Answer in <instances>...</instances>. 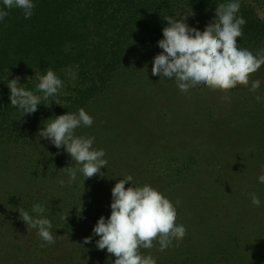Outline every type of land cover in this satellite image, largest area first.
Instances as JSON below:
<instances>
[{
  "label": "rangeland",
  "instance_id": "obj_1",
  "mask_svg": "<svg viewBox=\"0 0 264 264\" xmlns=\"http://www.w3.org/2000/svg\"><path fill=\"white\" fill-rule=\"evenodd\" d=\"M134 48L129 55L130 72L118 73L114 81L109 75H100L96 68L90 67L80 75L78 66L72 67L78 72L77 79L61 76L65 87L57 98H50L58 105L50 99L41 102L26 125H43L49 118L84 108L93 117V125H150L158 134L152 144L154 153L134 156L129 163L119 161L108 174L115 181L110 186L98 174L86 179L82 188L83 176L73 184L67 182L63 169L75 162L63 148L55 151L48 141H37L36 134L16 143H0V264H28L27 260L47 247H41L44 242L36 230L20 219L18 207L31 213L34 203H42L54 227L51 231L63 244L75 240L78 232L74 226L90 220L87 214L96 222L110 215L106 199L115 183L127 175L133 176L135 184H148L162 193L174 207L179 205L176 222L186 228L182 240L202 249L211 264H227L225 259L235 264H247L251 259L264 261V184L257 179L264 168V146L252 150L254 159L250 155L240 157L239 146L233 147L227 137L212 143L214 147L210 146L212 150L207 153L196 147L204 139L191 138L188 131L191 125L263 126L264 101L256 97L264 91L251 92L250 84L238 85L227 92V100L222 98L224 93L208 88L181 93L175 81L152 76L151 62L143 61L137 43ZM31 79L30 75L20 77V84L28 86ZM249 79L259 78L251 74ZM53 104L59 114H49ZM177 125L189 127L183 130ZM262 126L260 135L264 136ZM83 128L76 129V134L94 137L92 129L84 132ZM138 176L140 180L135 181ZM60 180L65 181L63 187ZM251 193L261 199L260 207L251 203ZM80 203L82 214L77 212ZM27 244L33 248L26 249ZM166 253L169 258L179 257L177 252Z\"/></svg>",
  "mask_w": 264,
  "mask_h": 264
},
{
  "label": "trees",
  "instance_id": "obj_2",
  "mask_svg": "<svg viewBox=\"0 0 264 264\" xmlns=\"http://www.w3.org/2000/svg\"><path fill=\"white\" fill-rule=\"evenodd\" d=\"M34 2L36 7L30 19H24L19 9H13L4 21L0 22V143H16L25 138L27 140L31 134H36V140L42 141L37 134L42 125H26V120L31 114L21 116L22 113L10 104L7 80L30 75L33 79L27 87L34 91L37 74H44L51 68L61 77L67 69L78 66L80 75H85L91 67L96 68L95 70L102 76L109 75L114 81L118 73L120 76L125 70L130 72L129 55L133 53L136 43L141 48L144 62H151L154 56L162 51L157 47V42L163 38L162 28L167 26L165 18L169 16L179 18L192 12L193 15L189 16L186 22L190 27L203 31L214 23L217 7L223 6L227 0H34ZM238 15H242L246 20L242 29L243 36L237 41L238 47L247 49L255 55L264 49V0H241ZM253 74L260 79V89L264 91V65ZM263 95L260 97L262 96L261 99L264 101ZM50 110L49 114L53 115L61 112L55 104ZM177 126L183 130L189 127ZM261 126L191 125L188 131L191 138L204 139V143L194 146L198 149L204 148L207 153V150L214 147L212 143L224 141L229 137L234 143L233 147L239 146L240 157L247 158V155H250L254 159L252 150L257 145L264 146V136L260 135L263 132ZM90 129L94 131V147L106 149L104 158L108 163L105 169H101L100 177L108 186L115 182L110 180L108 174L119 161L129 163L134 156H147L156 149L152 144L158 139V134L153 132L150 125H92L83 128L84 132ZM259 135L260 139L257 137ZM48 146H51L49 142ZM53 149L60 151L55 147ZM262 155L264 156V151ZM53 161L55 159H52L51 163H54ZM2 170L0 161V172ZM139 177H135L134 180L139 181ZM106 200L110 203L111 196ZM71 213L72 211L68 212L69 215H72ZM87 216L90 220L81 222L80 226L79 223L74 226L78 232L75 240L60 244L56 237L55 243L47 245L38 252V255L32 256L31 260L26 262L111 264L115 257H110L106 250H97L95 247V240L98 237L93 238V243L83 244V239L92 234L96 222L94 217L89 214ZM26 247L28 250L33 248L28 244ZM158 247L155 246L153 250L141 249V253L151 254L156 259V264H177L179 261L180 264H211L208 255H204L202 249L188 241L181 240L179 243L173 241V247L167 252H177L179 257L175 258H169L167 253L160 254ZM225 260L227 264H235ZM262 263L264 261L258 263L251 259L247 264Z\"/></svg>",
  "mask_w": 264,
  "mask_h": 264
},
{
  "label": "clouds",
  "instance_id": "obj_3",
  "mask_svg": "<svg viewBox=\"0 0 264 264\" xmlns=\"http://www.w3.org/2000/svg\"><path fill=\"white\" fill-rule=\"evenodd\" d=\"M35 7L34 0H0V22L13 9H19L24 19H30ZM240 8L241 0H227L223 6L217 7L214 23L203 31L186 22L192 12L179 18H165L167 26L162 28L163 38L157 42L162 51L151 61L152 76L174 80L181 93L197 87L208 88L224 93L222 98L225 100L228 99L227 92L238 85L250 84L249 91L257 92L261 81L250 82L249 77L264 65V49L254 55L238 47V38L243 36L242 29L246 24L244 17L238 15ZM65 75L75 81L78 72L69 68ZM35 79L34 91L21 85L19 77L7 80L10 104L22 113L21 116L35 113L42 101L59 95L65 87L64 81L51 68L44 74H37ZM256 99L260 101L261 97ZM51 102L58 105L54 99ZM93 123V117L80 108L77 112L47 119L38 130L40 139L56 149L63 148L75 162L63 170L69 184L83 176L82 188L86 179L102 174L101 169H105L108 163L104 158L105 151L94 147L95 137L76 134V129L91 127ZM257 179L258 183L264 184V168ZM59 184L63 187L65 181L60 180ZM126 184L130 186L125 188ZM250 196L251 203L260 207L261 199L255 193ZM109 207L110 215L97 220L92 234L83 239V244L93 243V238L98 237L95 247L115 257L111 264H156V259L151 254H142L141 249H153L155 241L158 251L166 253L173 247V241L179 243L186 235L185 226L176 222V207L179 205L174 207L168 198L148 184H135L132 175L115 183ZM83 210L80 203L77 212L82 214ZM17 212L24 224L36 230L44 242L41 247L55 243L56 235L51 231L53 225L47 215L48 209L42 203H34L31 213L22 207H18Z\"/></svg>",
  "mask_w": 264,
  "mask_h": 264
}]
</instances>
